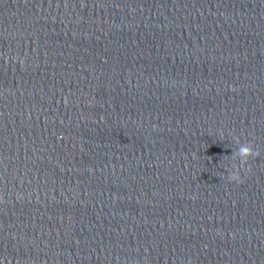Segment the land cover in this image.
Returning a JSON list of instances; mask_svg holds the SVG:
<instances>
[{"label": "clouds", "instance_id": "obj_1", "mask_svg": "<svg viewBox=\"0 0 264 264\" xmlns=\"http://www.w3.org/2000/svg\"><path fill=\"white\" fill-rule=\"evenodd\" d=\"M7 62L8 57H4ZM19 59V62L23 64V58H19L17 56H12V60L15 62ZM234 140L238 143V147L235 152H232V157L236 158L239 163L231 164L230 171H228L227 180L230 183H235L237 185L242 184L244 182L243 177L241 176V170H245L250 172L251 168L248 166V162L250 159L256 158L260 156V152L254 148V145L251 142L242 143L238 137L234 138ZM3 201V196L0 195V202Z\"/></svg>", "mask_w": 264, "mask_h": 264}]
</instances>
